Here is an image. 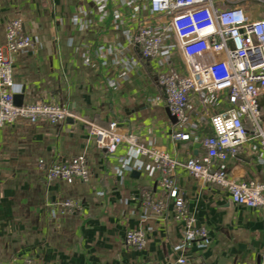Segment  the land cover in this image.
<instances>
[{"label":"crops","instance_id":"crops-1","mask_svg":"<svg viewBox=\"0 0 264 264\" xmlns=\"http://www.w3.org/2000/svg\"><path fill=\"white\" fill-rule=\"evenodd\" d=\"M229 3L243 6L253 19L264 18V0ZM148 17V10L134 15L122 0H106L104 12L95 0H0V46L14 18L23 20L34 39L15 58L14 94L22 104L56 102L79 116L0 125V264L26 258L38 264H165L181 255L190 264H264L261 210L235 204L227 189L178 167L181 213L148 156L136 157L127 144L108 153L89 133L85 120L116 122L121 133H133L178 160L205 154L203 139L213 134L210 117L227 106L226 97L204 108L193 94L184 130L190 139L174 137L178 122L158 82V63L144 58L133 40ZM100 46L104 55L96 52ZM260 108L264 128V98ZM258 152V139L248 141L225 163L229 174L263 179ZM78 155L91 168L86 181L49 180L40 165L65 164ZM68 198L79 200L81 210L64 211L61 202ZM150 200L162 205L160 212L147 205ZM188 219L209 228V246H182ZM138 228L146 231L143 249L125 241Z\"/></svg>","mask_w":264,"mask_h":264},{"label":"built area","instance_id":"built-area-1","mask_svg":"<svg viewBox=\"0 0 264 264\" xmlns=\"http://www.w3.org/2000/svg\"><path fill=\"white\" fill-rule=\"evenodd\" d=\"M101 11L106 9V0H95ZM129 5L134 15L148 10L149 17L139 25L133 36L142 56L156 60L158 82L167 95L170 112L176 117L178 131L176 139H190L184 132L190 119L193 94L206 108L226 97L227 106L210 117L213 134L203 139L205 154L199 158L190 157L184 161L170 153L141 142L133 133L123 134L118 124L109 126L85 120L96 146L108 153H115L119 146L127 144L136 157L148 156L159 172L158 183L176 201L182 213L184 201L177 194L174 175L178 167L205 184H217L227 189L235 204L261 210L264 214V178L238 180L230 175L225 163L237 156L243 145L258 139L257 160L264 166V128L260 100L264 98V18H251L241 5H231L229 0H122ZM120 14L115 18L119 19ZM174 36L175 44L169 41ZM34 39L24 31L21 18L12 19L6 29V44L0 46V125L12 123L18 118L32 122L45 118L52 123L69 118H79L65 104L50 101H36L30 104L15 103L14 61L16 56L31 48ZM106 49L100 46L96 52L104 55ZM175 55L181 56L184 69L173 62ZM49 180L60 179L68 183L86 181L91 168L85 155H78L71 161L60 164H45L40 160ZM141 167V164L137 165ZM148 206L160 212L159 202H147ZM64 211L78 212L81 202L68 198L61 202ZM146 231L142 228L126 233V244L143 249L146 246ZM212 242L209 228L198 225L193 219L186 221L182 246L196 243L201 247ZM9 264H38L31 258L22 262L12 260ZM134 264H160L155 261H141ZM165 264H190L181 255Z\"/></svg>","mask_w":264,"mask_h":264},{"label":"rangeland","instance_id":"rangeland-1","mask_svg":"<svg viewBox=\"0 0 264 264\" xmlns=\"http://www.w3.org/2000/svg\"><path fill=\"white\" fill-rule=\"evenodd\" d=\"M169 41L172 42L173 44H175V39H174V36L172 34L169 37ZM173 62L175 63V66H177L179 69H181V70L184 69V65H183V63L181 61V56L180 55H175L174 58H173Z\"/></svg>","mask_w":264,"mask_h":264},{"label":"water","instance_id":"water-1","mask_svg":"<svg viewBox=\"0 0 264 264\" xmlns=\"http://www.w3.org/2000/svg\"><path fill=\"white\" fill-rule=\"evenodd\" d=\"M15 103L17 104V105H21L22 103L20 102V100H19V96L18 95H15ZM172 118L175 120V116H172Z\"/></svg>","mask_w":264,"mask_h":264}]
</instances>
